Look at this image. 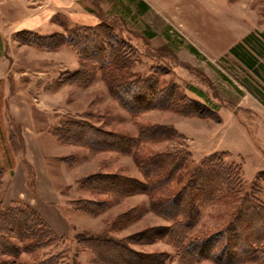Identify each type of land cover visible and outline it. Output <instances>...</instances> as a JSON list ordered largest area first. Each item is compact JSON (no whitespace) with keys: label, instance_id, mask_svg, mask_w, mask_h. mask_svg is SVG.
<instances>
[{"label":"rangeland","instance_id":"374dc122","mask_svg":"<svg viewBox=\"0 0 264 264\" xmlns=\"http://www.w3.org/2000/svg\"><path fill=\"white\" fill-rule=\"evenodd\" d=\"M78 1L100 19L91 27L108 28L114 38L109 43L126 61L107 78L90 63L81 70L86 75L77 76L81 61L75 51L52 49L43 39L48 35L21 28L28 12L0 0V214L15 206L37 214L60 239L40 254L60 253L66 264H181L163 239L125 240L167 224L150 211L146 195L92 191L88 181L96 175L144 181L135 147L128 154L99 150L89 133L101 142L121 137L127 143L141 127H168L171 137L142 144L138 154L178 151L185 156L183 173L217 160L232 176L229 190L200 206L192 236L233 224L230 244L241 237L245 246L238 250L245 255L243 263L238 258L230 264H264V0ZM62 16L54 17L56 34L81 26ZM251 34L243 45L256 56L255 69L230 53ZM114 76L135 85L144 80L166 97L148 101L133 117L112 92ZM75 124L86 128L79 138L71 134ZM96 204H104L101 213L90 214L99 210ZM126 213L131 220L123 224L117 217ZM254 215L261 217L252 221ZM90 238L123 241L129 250L99 256L87 248ZM40 254H22L20 261L37 263Z\"/></svg>","mask_w":264,"mask_h":264},{"label":"trees","instance_id":"16d2710c","mask_svg":"<svg viewBox=\"0 0 264 264\" xmlns=\"http://www.w3.org/2000/svg\"><path fill=\"white\" fill-rule=\"evenodd\" d=\"M43 37L44 40H49L52 43L50 45L52 49L65 46L78 54L81 67L77 71V76L80 75L81 78L86 75L81 71L85 69V64L89 65L90 63L99 68L105 78L126 66L125 59L121 58L117 52L120 49H115L109 43V40L114 38L104 24L94 27H73L69 30L67 29L66 34L53 33ZM252 38L253 34L247 36L243 41L231 48L230 53L244 62L248 68L255 69L256 56L243 45V43H248ZM118 46L122 48L121 44H118ZM107 68L111 71L106 72ZM111 79L112 92L115 98L119 101L122 108L133 117L149 107L147 106L148 101L153 100L161 103L162 99L166 97L165 91L163 92L161 88H156L155 85H147L144 80L139 81L140 83L138 82L135 85L124 82L122 76H114ZM191 90L199 96L202 95V92L194 88H191ZM170 100L168 98L166 101ZM166 104L165 107L171 105H169V102ZM74 128V132H71V134L75 138L81 137L82 132L86 130L84 126H79L78 124H75ZM95 134L97 133H89L90 136H95L92 141L95 142L96 147L100 148L99 150L109 149L110 151L128 154L135 147L136 152L133 155L144 181L125 179L116 175H96L88 179V181H92L90 190H98L101 193H116L120 196L144 194L149 198L150 211L167 223L147 228L125 240L135 238L139 244H151L156 239H163L167 244L172 245L181 264H197L202 261H212L214 263L218 261V263L230 264L237 263L235 261L239 259L243 263L240 258L242 253L240 254L238 250L242 245L245 246L243 239L240 237L235 243L230 244L232 242L230 234L235 229L233 224L231 227H226L213 235L200 238L192 236V232L198 226L200 219V206L215 200L222 189L229 190L232 176L228 166L220 161L210 160L203 162L198 167L189 170V172L183 173L185 156L177 153L178 151L173 153L138 154L137 149L142 144H154L171 137L172 132L168 127H141L138 138L133 141H127V143L121 137L116 138L112 142L105 141L106 138H103V142H101V139ZM111 137L117 136L111 134ZM172 182L175 184L174 186L171 185ZM91 205L95 206L94 204ZM101 205L104 204H96V209L99 210L90 212V214H100ZM128 214L120 215L117 220L123 221V224H128L127 220H131L130 216H132ZM256 216L254 215L252 221H256L261 217L260 215ZM252 221L247 223L254 225ZM58 241L60 239L55 238L42 219L27 207L20 208L15 206L4 210L0 214V264H66L60 253L55 255L51 253L40 254V251L53 247L55 242ZM122 242L110 238H90L85 240L87 248H90L94 253L98 252L99 256L101 252L109 250L112 253L128 251L129 248ZM234 245H236L238 252L232 250ZM33 253L41 255L37 263H35L36 261L32 263L20 261L22 254L32 255ZM244 255L242 254V256ZM150 256V258L156 259L154 254ZM118 258L120 257L116 256L113 260L116 261ZM248 261L252 260L244 262ZM155 263L157 261H154L153 264Z\"/></svg>","mask_w":264,"mask_h":264},{"label":"crops","instance_id":"0c3cea01","mask_svg":"<svg viewBox=\"0 0 264 264\" xmlns=\"http://www.w3.org/2000/svg\"><path fill=\"white\" fill-rule=\"evenodd\" d=\"M17 4V10L28 12L21 28L36 30L42 35L59 31L60 24L54 20L55 15L61 14L69 25L92 26L100 21L98 16L86 9L78 0H3ZM137 1V0H136ZM144 6V1H140ZM62 23H65L63 20ZM45 216V215H44ZM46 217V216H45Z\"/></svg>","mask_w":264,"mask_h":264}]
</instances>
